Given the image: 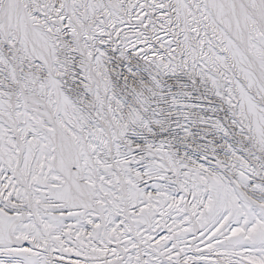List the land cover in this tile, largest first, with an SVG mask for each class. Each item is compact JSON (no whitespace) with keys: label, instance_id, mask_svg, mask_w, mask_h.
<instances>
[{"label":"snow or ice","instance_id":"obj_1","mask_svg":"<svg viewBox=\"0 0 264 264\" xmlns=\"http://www.w3.org/2000/svg\"><path fill=\"white\" fill-rule=\"evenodd\" d=\"M0 264H264V0H0Z\"/></svg>","mask_w":264,"mask_h":264}]
</instances>
